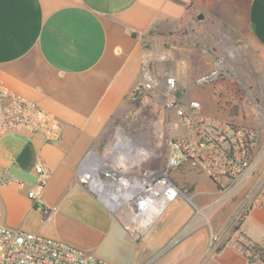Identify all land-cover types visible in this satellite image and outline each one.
<instances>
[{
    "label": "crops",
    "instance_id": "crops-1",
    "mask_svg": "<svg viewBox=\"0 0 264 264\" xmlns=\"http://www.w3.org/2000/svg\"><path fill=\"white\" fill-rule=\"evenodd\" d=\"M193 12L209 27L190 43L177 33ZM207 33L215 35L217 56L196 42ZM168 55L184 73L224 61L264 78V0H0V82L58 115L64 127L56 142L24 131L0 137V224L117 264L264 263L251 249L264 250V191L250 182L254 176L238 186L217 183L187 162L172 178L191 190L135 233L126 228L130 212H112L78 179L83 157L103 150L124 122L144 69L160 74ZM39 157L50 176L36 204L28 192Z\"/></svg>",
    "mask_w": 264,
    "mask_h": 264
},
{
    "label": "built area",
    "instance_id": "built-area-1",
    "mask_svg": "<svg viewBox=\"0 0 264 264\" xmlns=\"http://www.w3.org/2000/svg\"><path fill=\"white\" fill-rule=\"evenodd\" d=\"M224 65L199 76L196 83H214L222 76ZM160 96L163 107L175 113L185 130L169 140L166 166L150 168L145 164L153 149L139 136L118 126L115 137L103 150H90L81 160L77 175L112 212H130L132 233L146 232L168 204L183 192L172 172L185 163L194 164L217 183L230 180L233 186L252 178L264 160L257 148L254 129L202 113V101L185 99L175 74L159 75L144 69L132 91V99L144 101ZM63 122L47 110L0 82V137L8 133L43 134L47 141H59ZM37 180L29 189L36 202L49 179L50 170L38 158ZM0 264H117L73 244L0 224ZM264 264V263H263Z\"/></svg>",
    "mask_w": 264,
    "mask_h": 264
},
{
    "label": "rangeland",
    "instance_id": "rangeland-1",
    "mask_svg": "<svg viewBox=\"0 0 264 264\" xmlns=\"http://www.w3.org/2000/svg\"><path fill=\"white\" fill-rule=\"evenodd\" d=\"M185 21L186 24L178 31L177 37L188 34L190 43L195 31L204 26L209 27L208 22H199L196 13L187 17ZM214 36L209 37L207 33L202 37L201 44L199 41L196 42L201 47L203 46L202 48L210 50L212 56H217L216 47L211 45ZM218 41L220 42V39ZM165 45L169 46L170 43H165ZM193 54L195 53L191 50L190 55ZM220 62H223L221 64L224 65V71L218 81L205 84L196 83L199 76L216 68ZM220 62L213 66L196 64L184 73L177 64L175 56L168 55L166 66L159 75L178 73L180 91L185 99L198 98L202 101L205 112L220 113V117L226 120L254 129L257 133V148L263 149L264 153V143L259 141V136L263 133H260L259 127L264 126V78L261 76L251 78L248 76L249 72H243L244 68L224 61ZM121 126L142 138L153 149V158L145 164L150 168L166 166L169 140L185 130L180 118L163 107V99L160 96H149L139 102L132 100L131 109L125 114V120ZM115 134L116 130L112 139ZM262 164L261 169L257 170L258 172L250 179V182L256 180L255 185L260 192L264 191V162ZM33 182V178L26 180L28 184ZM190 190L191 188L182 191L187 193ZM226 196L234 200L240 197L237 194H226Z\"/></svg>",
    "mask_w": 264,
    "mask_h": 264
},
{
    "label": "trees",
    "instance_id": "trees-1",
    "mask_svg": "<svg viewBox=\"0 0 264 264\" xmlns=\"http://www.w3.org/2000/svg\"><path fill=\"white\" fill-rule=\"evenodd\" d=\"M251 249H253V251H256L260 255V257L262 259H264V250L263 249H261L259 246H256V245L251 246Z\"/></svg>",
    "mask_w": 264,
    "mask_h": 264
},
{
    "label": "water",
    "instance_id": "water-1",
    "mask_svg": "<svg viewBox=\"0 0 264 264\" xmlns=\"http://www.w3.org/2000/svg\"><path fill=\"white\" fill-rule=\"evenodd\" d=\"M204 18V15L203 14H199L198 15V19H203Z\"/></svg>",
    "mask_w": 264,
    "mask_h": 264
}]
</instances>
